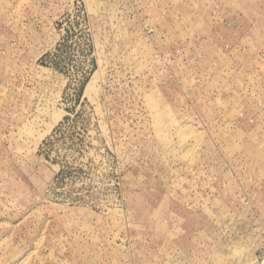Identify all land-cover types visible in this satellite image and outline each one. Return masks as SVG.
I'll return each instance as SVG.
<instances>
[{
  "label": "rangeland",
  "instance_id": "obj_1",
  "mask_svg": "<svg viewBox=\"0 0 264 264\" xmlns=\"http://www.w3.org/2000/svg\"><path fill=\"white\" fill-rule=\"evenodd\" d=\"M0 264H264V0H0Z\"/></svg>",
  "mask_w": 264,
  "mask_h": 264
}]
</instances>
